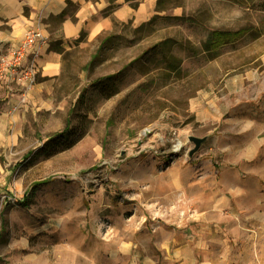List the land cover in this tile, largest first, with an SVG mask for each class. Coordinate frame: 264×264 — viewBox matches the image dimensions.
<instances>
[{
    "label": "rangeland",
    "instance_id": "obj_1",
    "mask_svg": "<svg viewBox=\"0 0 264 264\" xmlns=\"http://www.w3.org/2000/svg\"><path fill=\"white\" fill-rule=\"evenodd\" d=\"M125 2L111 29L61 44L54 75L0 86V264H264V0ZM214 31L238 34L211 46ZM70 108L72 136L48 142ZM190 135L206 137L191 156ZM179 164L204 190L245 187L205 238L197 187L176 215L145 210ZM184 225L205 256L151 246Z\"/></svg>",
    "mask_w": 264,
    "mask_h": 264
},
{
    "label": "crops",
    "instance_id": "obj_2",
    "mask_svg": "<svg viewBox=\"0 0 264 264\" xmlns=\"http://www.w3.org/2000/svg\"><path fill=\"white\" fill-rule=\"evenodd\" d=\"M130 10V6L124 0H0V53L7 47L17 44L23 35L31 28L40 29L48 37V47L41 48L39 63L42 67V75H54L58 70L57 56L63 43H71L78 40L81 31L87 37H96L112 28L113 20H122ZM8 85V84H7ZM2 86V85H1ZM4 92H0L2 96ZM181 164L168 167L161 176L162 191H155L149 196H144L147 210L153 214H163L162 210H170L173 215L184 209L188 190L196 188V199L199 200L198 211L203 237L208 236L209 225L221 219L218 210L227 212L231 209V198L236 191L245 189L242 185H232L235 178L232 176L221 179V186L213 185L204 190L202 182L203 174H189L193 172V166L184 167V174L179 170ZM226 183V185L224 184ZM255 199V198H254ZM182 224H186L182 222ZM186 225L181 229L172 228L169 237L164 236L159 226L154 234L153 248L160 250L164 256H173L183 262L194 261V257L205 251L203 238L198 236L194 242L184 235ZM181 231V233H180ZM180 234L181 240L175 238ZM190 238V237H189ZM156 240V241H155ZM211 243V242H208ZM204 246V247H203ZM171 247V248H170ZM167 251V253H166ZM172 251V254H170ZM166 254V255H165ZM155 254H146L147 260H155ZM209 261V259H208Z\"/></svg>",
    "mask_w": 264,
    "mask_h": 264
},
{
    "label": "built area",
    "instance_id": "obj_3",
    "mask_svg": "<svg viewBox=\"0 0 264 264\" xmlns=\"http://www.w3.org/2000/svg\"><path fill=\"white\" fill-rule=\"evenodd\" d=\"M48 37L38 28H31L21 40L0 53V86L14 84L22 92L32 88L42 67L39 57L42 47H48Z\"/></svg>",
    "mask_w": 264,
    "mask_h": 264
},
{
    "label": "trees",
    "instance_id": "obj_4",
    "mask_svg": "<svg viewBox=\"0 0 264 264\" xmlns=\"http://www.w3.org/2000/svg\"><path fill=\"white\" fill-rule=\"evenodd\" d=\"M110 1L112 2L113 0H110ZM125 1H127V0H125ZM163 1H164V0H156L155 10H157V11L162 10L161 3H162ZM137 4H138V3L135 2V3L132 4V6H133V7H136ZM240 32H242V31H240ZM213 33H214V34H212V38H211V40L209 41V44H210L211 46H215V45H217V44H219V43L224 42V39H225L227 36H233V35L238 34V32H236V33H229V32H222V31H214ZM82 35H83V31H81V33H80V36H79L80 39H81ZM112 37H113V36L111 35V36H108V37H105V38L102 39V41L100 42V44H99V46L97 47L96 51H95V52L93 53V55L91 56V59H90V61H89L90 63H91L93 60H95V59L98 58V57H97L98 54H100V52L104 49V47L108 44L109 40H110ZM79 38H78V39H79ZM161 44H162V43L159 42V43L153 45L152 47H150V50H149V51H145L144 53H148V52H150V51H154V50H156L157 47L161 46ZM207 46H208V45H207ZM206 49H208V48H206ZM111 76H112V75H108V76H106V77L109 78V77H111ZM71 116H73V109H72V108H70V110H69V112H68V115H67V118H66V124H65V126H64V127L62 128V130H60L57 134H55L54 136H52L48 142H52L54 139L59 140V141H64V142H65V141H68V139L72 136L71 127H70ZM57 138H58V139H57ZM59 138H60L61 140H60ZM74 141H75V140H71V141H69V142H68V146L71 145V144H73ZM31 152H32V151H31ZM31 152H30L28 155H30ZM39 184H40V183H39ZM34 186H36V185H33L32 187H34ZM26 201H27V197H26ZM26 201L24 202V200H23L22 204L25 205V204H26Z\"/></svg>",
    "mask_w": 264,
    "mask_h": 264
},
{
    "label": "water",
    "instance_id": "obj_5",
    "mask_svg": "<svg viewBox=\"0 0 264 264\" xmlns=\"http://www.w3.org/2000/svg\"><path fill=\"white\" fill-rule=\"evenodd\" d=\"M205 138H206L205 136L204 137H197L192 135L188 136L189 141L193 143V147L188 151L189 156H191L194 152L198 150L199 146L205 140Z\"/></svg>",
    "mask_w": 264,
    "mask_h": 264
},
{
    "label": "bare ground",
    "instance_id": "obj_6",
    "mask_svg": "<svg viewBox=\"0 0 264 264\" xmlns=\"http://www.w3.org/2000/svg\"><path fill=\"white\" fill-rule=\"evenodd\" d=\"M180 142H178V146H179Z\"/></svg>",
    "mask_w": 264,
    "mask_h": 264
}]
</instances>
